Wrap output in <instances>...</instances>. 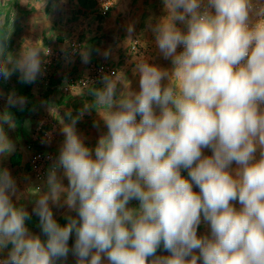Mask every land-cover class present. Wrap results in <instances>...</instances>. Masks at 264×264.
<instances>
[{
  "label": "clouds",
  "instance_id": "clouds-1",
  "mask_svg": "<svg viewBox=\"0 0 264 264\" xmlns=\"http://www.w3.org/2000/svg\"><path fill=\"white\" fill-rule=\"evenodd\" d=\"M164 4L168 15L154 33L172 69L140 59L138 92L118 95L115 72L89 90L92 103L61 121L64 142L46 191L31 189V214L13 202L16 180L0 167V254L8 249L0 264H55L70 251L77 264H264V0ZM9 63L0 77L19 72L31 84L41 48L26 47ZM24 103L8 97L11 106ZM91 110L107 128L94 148L76 130ZM12 123L0 113V156L14 151L3 127ZM133 200L138 207H129ZM53 207L66 209L64 226ZM32 215L46 240L29 231ZM202 223L210 234L198 235ZM161 246L170 254L157 255Z\"/></svg>",
  "mask_w": 264,
  "mask_h": 264
},
{
  "label": "rangeland",
  "instance_id": "rangeland-1",
  "mask_svg": "<svg viewBox=\"0 0 264 264\" xmlns=\"http://www.w3.org/2000/svg\"><path fill=\"white\" fill-rule=\"evenodd\" d=\"M110 3L108 15L104 17L100 14L103 0H0V46L3 47L0 64L11 67L9 61L15 62L26 47L34 46L41 48L43 61L42 71L30 89H27L28 84L21 83L19 72L7 80L0 77V113L8 112L13 118L11 125L3 127L14 145V151L0 156V167H6L16 180L17 194L12 197L13 202L24 206L30 214L37 198L31 189L46 191L48 169L64 142L61 121L70 122L67 113L75 117L84 105L92 103L91 88L99 84L100 88L104 86L103 81L83 86L80 78L93 65L109 62L121 77L117 89L125 94L138 92L139 73L135 65L139 57L133 59L131 47L137 43L143 53L146 45L156 44L154 28L168 15L164 0H110ZM177 27H184L186 31L180 22ZM74 43L81 44L75 53L72 52ZM44 50H49V54L45 55ZM84 52L89 54L87 62L82 59ZM68 56L71 57L68 59ZM57 57L62 58L63 63L56 61ZM164 69H172L170 59ZM28 94L31 97L27 98ZM9 95L23 97L25 103L11 106ZM96 124L99 127L94 126ZM76 130L85 145L94 148L107 128L97 112L91 110L79 119ZM45 153L53 158L45 160ZM16 154L20 156L19 163L13 164ZM204 154L211 155V151L205 149ZM256 158L259 159V152ZM237 167L233 163L232 169ZM182 175L186 177L187 172L182 170ZM63 182L68 183L66 179ZM194 190L199 191L195 186ZM234 203L238 209L241 207L238 202ZM138 206L137 200L129 204V207ZM53 212L57 222L64 226L66 209L53 207ZM32 217L38 220L35 215ZM27 227L42 240L47 239L39 226ZM206 234H210L209 227L202 223L198 235ZM74 241L73 234L69 240L70 249ZM7 252L5 249L0 257H7ZM169 254L162 246L157 252V255ZM55 264H77V258L70 251L66 259L57 260ZM103 264L108 261L104 259Z\"/></svg>",
  "mask_w": 264,
  "mask_h": 264
},
{
  "label": "built area",
  "instance_id": "built-area-1",
  "mask_svg": "<svg viewBox=\"0 0 264 264\" xmlns=\"http://www.w3.org/2000/svg\"><path fill=\"white\" fill-rule=\"evenodd\" d=\"M259 1H254V4H256V6H259ZM111 7V3L110 0H103V7L100 9V14L104 17H106L108 15V10ZM258 19L257 16H255V14H251L250 15V21L251 22H255V20ZM80 46L81 44H73V49L72 52H78L80 50ZM179 51H182V46L179 48ZM131 53L133 55V57H139V54L141 53L138 44L134 43V45H132L131 47ZM56 61H59L60 63H63V59L62 58H55ZM63 60V61H62ZM113 72H115L118 75V71L117 69L109 62H100L97 65H93L92 69L87 73V74H83L82 78H80V82L83 86H87L88 84H90V82L95 83L97 81H103L101 78L104 75H110ZM43 156L45 157V160H51L53 158V155L49 154V153H45L43 154ZM39 158L42 157V155L38 156ZM6 257H0V259H3Z\"/></svg>",
  "mask_w": 264,
  "mask_h": 264
},
{
  "label": "crops",
  "instance_id": "crops-1",
  "mask_svg": "<svg viewBox=\"0 0 264 264\" xmlns=\"http://www.w3.org/2000/svg\"><path fill=\"white\" fill-rule=\"evenodd\" d=\"M254 1L257 2L259 0H254ZM181 30H184V27H182ZM178 51H179V48H178ZM70 57L71 56H68V59ZM135 58H138V57H133V59H135ZM140 59H145L148 63L157 65V66L161 67L162 69L165 68V66L168 62V59H165L163 54L159 51L157 44L146 45V49L144 50L143 53H141V55L139 56V58L137 60H140ZM129 65H131V64H129ZM127 66H128V64H127ZM85 70H87V69H85ZM126 72H127V70H126ZM167 82L168 81L165 80L162 83H167ZM95 88H100V84ZM117 92H118L117 93L118 95L121 93L119 90Z\"/></svg>",
  "mask_w": 264,
  "mask_h": 264
},
{
  "label": "trees",
  "instance_id": "trees-1",
  "mask_svg": "<svg viewBox=\"0 0 264 264\" xmlns=\"http://www.w3.org/2000/svg\"><path fill=\"white\" fill-rule=\"evenodd\" d=\"M31 86H32V84H28V87H27V89H30L31 88ZM29 97H31L29 94L27 95V98H29ZM20 158V156L19 155H15L13 158H12V162H13V164H17V163H19V160H17V159H19ZM60 225L62 224V222H58ZM26 225L27 226H39V220H36V219H34L33 217L31 218V220H29V221H26ZM40 228V227H39Z\"/></svg>",
  "mask_w": 264,
  "mask_h": 264
}]
</instances>
